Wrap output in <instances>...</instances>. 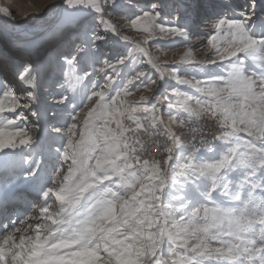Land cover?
Segmentation results:
<instances>
[{"label": "snow or ice", "instance_id": "obj_1", "mask_svg": "<svg viewBox=\"0 0 264 264\" xmlns=\"http://www.w3.org/2000/svg\"><path fill=\"white\" fill-rule=\"evenodd\" d=\"M65 3L70 8L91 10L95 20L101 17L87 43L82 42L77 49L79 55L89 47L96 52L97 43L106 41L109 34L118 41H128L111 20L103 19L109 0H103V4L100 0ZM117 3L110 0V8ZM255 16L254 10L242 12L239 18L218 16L211 24L214 34L206 35L212 55L196 61L188 49L179 61L167 67L157 63L143 45L149 40L172 37L187 41L193 25L181 23L180 16L168 20L159 0L128 17L130 27L147 35L133 50L123 44L127 54L115 57V63L113 58L104 59L100 70L108 77L104 87L115 83L108 70L119 76L129 59L136 62V52L144 58L140 62L146 61L158 76L153 78L141 69L127 79L122 89L117 88L115 95L93 90L87 99H97L82 122L78 120L80 113L74 111L66 127L53 126L52 131L64 137L57 151L67 171L63 166L55 169L32 215L11 219L3 226L0 264H264V17L257 26ZM100 25L102 32L97 31ZM174 43L171 41L169 46ZM72 59L73 64L78 62L76 57ZM249 60L260 61L255 70L248 66ZM9 63L11 58L4 61L5 67ZM214 68L221 72L212 71ZM183 69H196L209 78H186L180 75ZM84 75L91 80L86 70ZM169 79L176 82L167 87L173 99L165 93L155 95L156 103L152 104L143 94L139 101L124 98L133 94L129 88L136 81V91L157 92L158 83ZM35 81L36 76L28 80L32 90L27 95L33 103L38 99ZM181 85L199 95L181 91ZM67 99L62 97L59 104ZM161 106L168 110L167 120ZM21 107L13 90L4 88L0 95V152L30 147L36 141L35 130L17 122L27 119L23 110L17 113ZM201 111L219 121L212 140L223 144L214 147L204 139V129L191 128L189 150L173 127H185ZM4 113H16L17 118L10 119ZM157 135H165L169 141L162 146L159 140L152 144L162 158L151 153L144 156L141 137ZM201 153L209 154V158ZM241 154L251 160H241ZM78 157H88L93 170L97 160L101 164L105 159L111 162L112 170L102 184L95 176L92 178L100 187L112 190L105 196L106 205L99 215L85 209L74 216L66 205L54 209L48 204L54 196L56 204L63 205L60 185ZM26 163L31 165V159ZM38 169L39 162L31 165L28 175L34 176ZM234 173L239 174L235 179ZM225 211L228 219L214 223ZM236 217L240 218L238 222L234 221Z\"/></svg>", "mask_w": 264, "mask_h": 264}, {"label": "rangeland", "instance_id": "obj_2", "mask_svg": "<svg viewBox=\"0 0 264 264\" xmlns=\"http://www.w3.org/2000/svg\"><path fill=\"white\" fill-rule=\"evenodd\" d=\"M20 1H23L25 6L32 7L30 12L21 9ZM60 1L0 0V25L3 30L11 34L9 37L4 36L0 31V95L3 94L4 88L13 90L22 106L17 109V113L23 110L27 118L17 122L34 129L37 137L30 147L0 152V231L11 219H23L33 214L35 206L40 202L42 191L50 183L56 168L63 166L67 171V164L61 161L60 153L57 151L63 146L64 137L53 132V126L66 127L74 111L80 113L78 120L82 122L97 99L96 97H93L92 101L87 99L93 90H103L109 96L115 95L116 89H122L127 79L141 69L150 73L153 78L158 76L156 70L146 61L140 62L144 58L138 52L134 53L136 62L129 59L119 76L108 70L109 76L115 82L112 87H104L108 83V77L103 76L100 71L104 67V59L113 58L112 62L115 63V57L127 54V48L123 44L128 45V50H133L137 43L142 44L147 33L130 27L128 17L142 8L150 7L155 0H118L114 8H110L109 0V5H105L108 12L103 19L111 20L120 34L129 38L128 41H118L109 34L106 41L101 42V50L93 52L89 47L80 55L77 49L82 46V42L87 43L88 37L95 29V25L99 24L98 20L100 21L101 17L97 16L95 20L94 12L89 9L70 8L65 0L57 15ZM100 2L103 4V0ZM133 2L136 3L137 8L131 11ZM159 3L163 8V15L168 20H175L180 16L181 23L193 25V33L187 40L191 39L192 42L184 41L181 37H172L170 40H149L143 45L157 63L166 67L172 66L174 61H179L188 49H191V58L196 61L209 58L212 53L207 49L206 35L214 34L211 24L218 16L227 14L239 18L242 12L254 10L257 26L264 17V0H159ZM4 9L11 15L5 14ZM87 21L89 22L86 26ZM97 31L102 32L103 26L100 25ZM71 32L77 33V38L72 42L69 39ZM171 41L175 43L169 46ZM108 48L112 51L109 56L105 53ZM73 57L78 61L75 64ZM8 58H11L12 63L5 67L4 61ZM259 62L254 63L249 60L248 66L255 70ZM27 65L32 67L28 68ZM85 70L91 74V80L84 75ZM212 71L219 73L221 69L214 68ZM227 71L225 66L223 73L226 75ZM180 75L189 79L192 76L196 79L209 78L206 73L196 69H183ZM33 76H36L38 91V99L35 103L30 102L27 95V91L32 90L28 80ZM175 83L174 80L169 79L161 81L160 85L158 83L157 92H138L136 85L139 81H136L129 88L133 94L124 98L128 101H139L140 95L143 94L149 97V104H152L156 103L153 99L155 95L165 93L173 99L171 88L167 89V87ZM179 88L190 95H199L186 85H181ZM64 96L68 99L65 103L59 104V100ZM193 106L195 107L194 103ZM167 111L166 107L161 106L165 120H167ZM33 112L36 113L35 116L32 115ZM3 115L10 119L17 118L16 113ZM218 128L219 126L216 132ZM241 136L245 139L249 138L246 133H241ZM217 145H220V142L215 146ZM201 155L206 159L209 158V154L201 153ZM29 158L31 165L39 162V169L34 176L28 175L31 165L26 161ZM238 176V173L233 174L234 179ZM48 204L55 206L54 196L48 200Z\"/></svg>", "mask_w": 264, "mask_h": 264}, {"label": "clouds", "instance_id": "obj_3", "mask_svg": "<svg viewBox=\"0 0 264 264\" xmlns=\"http://www.w3.org/2000/svg\"><path fill=\"white\" fill-rule=\"evenodd\" d=\"M264 87V85H262ZM237 109L239 106H236ZM239 115V112L236 113ZM206 115L205 112H200V117ZM208 120L215 121L218 124V120L215 117L207 116ZM206 140V138H204ZM162 155V154H161ZM241 160H251V157H247L241 154ZM111 162L107 159L101 164L100 160H97L95 170L91 168L88 163V157L76 158L73 160V168L70 169L69 174L64 177V183L60 185L63 190V205L55 204V208H62L66 205L72 212L74 216H78L85 209L94 212L99 215L105 205V196L112 190L107 187H100L99 184L93 182V177L103 183V180L108 178V171L112 170L110 168ZM169 170L165 167V173ZM101 173L96 175V173ZM115 195V193H113ZM229 213L225 211L221 216L217 217L214 223H223L228 219ZM239 217L234 218L235 222L239 221Z\"/></svg>", "mask_w": 264, "mask_h": 264}, {"label": "built area", "instance_id": "obj_4", "mask_svg": "<svg viewBox=\"0 0 264 264\" xmlns=\"http://www.w3.org/2000/svg\"><path fill=\"white\" fill-rule=\"evenodd\" d=\"M130 122L127 121L126 124ZM218 124H216L215 121H210L207 118V115H204L200 118H193L190 123H188L185 127L183 128H176L173 130L177 136L180 137V139L184 142L185 145L190 148V142H191V137L193 133L190 131L191 128H202L204 129L205 133V138L207 141H210L213 146L216 145L218 141L212 140V133L216 132ZM160 131H164L163 128L160 129ZM197 136L199 137V133H197ZM141 139L144 142V148L145 152L143 153L144 156H148L149 153H151L152 156L155 158H162L161 152L157 151L152 147V144L155 140H159L161 146L164 145L165 143H169L167 136L165 135H157V136H142ZM171 163V162H170Z\"/></svg>", "mask_w": 264, "mask_h": 264}, {"label": "bare ground", "instance_id": "obj_5", "mask_svg": "<svg viewBox=\"0 0 264 264\" xmlns=\"http://www.w3.org/2000/svg\"><path fill=\"white\" fill-rule=\"evenodd\" d=\"M138 1V0H137ZM20 6H21V9L24 11V12H30V10H31V6L30 7H28L27 5L25 6L24 5V3H23V1H20ZM132 8H131V11H133V10H135L136 8H137V6H136V3L135 2H133L132 3ZM29 14V13H28ZM92 20H90V22H91ZM88 22L89 21H87L85 24H86V26L88 25ZM95 22H97V21H95ZM98 22H99V20H98ZM75 38H77V33H75V32H71V36L69 37V39L71 40V42H72V40H74ZM191 40V39H190ZM187 41V42H192V41ZM98 45H97V50H101V47H100V44H101V42H98L97 43ZM71 45V44H70ZM105 53H106V55H111L112 54V51H110V48H108V49H106V51H105ZM103 75V74H102ZM50 79V78H49ZM223 144V142H220V145H222Z\"/></svg>", "mask_w": 264, "mask_h": 264}, {"label": "water", "instance_id": "obj_6", "mask_svg": "<svg viewBox=\"0 0 264 264\" xmlns=\"http://www.w3.org/2000/svg\"><path fill=\"white\" fill-rule=\"evenodd\" d=\"M63 1H64V0H61L60 3H59V5H58V8H57V15H59V11H60V8H61V5H62ZM0 31H1V33H2L4 36H8V37L11 36L10 33L6 32L5 30L2 29L1 25H0Z\"/></svg>", "mask_w": 264, "mask_h": 264}, {"label": "crops", "instance_id": "obj_7", "mask_svg": "<svg viewBox=\"0 0 264 264\" xmlns=\"http://www.w3.org/2000/svg\"><path fill=\"white\" fill-rule=\"evenodd\" d=\"M186 115V114H185ZM176 128H178V127H173V130H175Z\"/></svg>", "mask_w": 264, "mask_h": 264}]
</instances>
